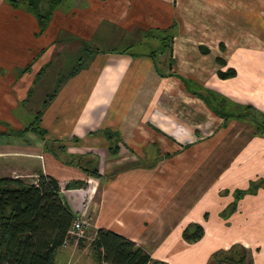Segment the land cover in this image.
<instances>
[{
    "label": "crops",
    "instance_id": "0c3cea01",
    "mask_svg": "<svg viewBox=\"0 0 264 264\" xmlns=\"http://www.w3.org/2000/svg\"><path fill=\"white\" fill-rule=\"evenodd\" d=\"M65 1L39 34L32 14L0 0L2 121L16 123L17 103L24 100L31 118L63 69L82 59L41 125L70 155L94 158L101 178L62 164L44 152L41 140L25 148L37 173L56 179L76 217L88 218V236L97 229L118 233L164 264H209L239 244L254 264H264V185L236 199L264 180V136L251 121L224 125L169 75L227 98L235 110L253 106L264 114V0ZM157 30L174 32L172 71L164 55L158 70L151 57L161 45L146 34ZM135 45L153 50L132 52ZM53 68L52 87L42 89ZM229 69L236 76L221 79L219 72ZM101 130L118 134L116 154L104 136L90 134ZM74 181L85 185L67 189ZM190 224L205 229L196 243L183 238Z\"/></svg>",
    "mask_w": 264,
    "mask_h": 264
},
{
    "label": "trees",
    "instance_id": "16d2710c",
    "mask_svg": "<svg viewBox=\"0 0 264 264\" xmlns=\"http://www.w3.org/2000/svg\"><path fill=\"white\" fill-rule=\"evenodd\" d=\"M6 1L11 7L24 9L32 14L38 23L39 34L46 30L54 10L63 3V0H47L44 7V0ZM173 33L172 30H157L146 34L147 39H156L161 45L159 50L151 52L157 70L158 57L168 53L167 62L172 71ZM82 46L87 53H91L92 50L87 43H82ZM81 61L82 59H79V62ZM48 66L41 68L37 74L38 78ZM80 66L78 63L69 74H60L54 88L46 96L40 110L30 118L29 123L21 129H13L6 124L7 129L0 130V139L24 138L26 134L32 133L42 141L44 152L51 154L62 164L75 167L88 177L98 179L101 175L94 158L70 155L67 152V144L48 139V132L41 125L44 111L54 100L64 81L74 76L80 70ZM29 69L26 67L20 73L23 74ZM169 75L177 76L187 90L205 101L213 113L224 120V125L231 120L251 121L256 127L257 134L264 136V114L253 106L235 110L236 107L227 98L197 86L174 72H170ZM219 76L221 79L235 77L236 70L219 72ZM26 103L27 100H24L21 105ZM90 134L104 136L110 143L108 152L111 155L118 152V134L108 130ZM71 142L79 144L77 138H72ZM84 185L82 182L74 181L67 184L66 188L74 189ZM263 185L264 180L251 183L249 190L237 193L236 199L248 193L256 194ZM77 218L63 199L59 183L53 177L44 175L41 171L36 173L35 180L31 183L20 177H0V264H54L57 251L63 247L67 233ZM204 234L205 229L201 224H190L184 230L183 238L189 243H196ZM89 245L97 264H164L153 260L151 255L135 242L109 230L97 229ZM214 260L217 264H254L252 252L239 244L233 245L228 251L214 254L209 264Z\"/></svg>",
    "mask_w": 264,
    "mask_h": 264
},
{
    "label": "rangeland",
    "instance_id": "374dc122",
    "mask_svg": "<svg viewBox=\"0 0 264 264\" xmlns=\"http://www.w3.org/2000/svg\"><path fill=\"white\" fill-rule=\"evenodd\" d=\"M46 1L47 0L43 1L44 7ZM68 3H66V1L64 0L63 4L59 7V9L65 8L68 5ZM130 50L132 52H141L148 50L152 51L153 47L149 45L147 46L135 45L131 47ZM168 56L169 54L167 53L165 55L166 59ZM78 63L81 62L76 61L73 64H70V66L64 68L62 72H65L67 74L73 68L77 67ZM68 64L69 63H67V65ZM159 64H162V62H159ZM54 72H56L55 68L51 69L49 71V74H47V76L40 81L39 87L40 85H42V87H44L42 89L45 88L50 89V87H52L51 73ZM14 73H16L17 75L19 71L16 70ZM50 83L51 86L49 85ZM0 106L3 107V105ZM15 111L16 112L14 115L16 116L17 122L16 123L13 122V124L10 125L2 121L3 119H0V130L5 131L7 129L6 124L13 129H15L14 125L16 126V129H21L27 123H29L30 117L28 118L27 116L26 104L21 105V103L18 102ZM0 113H1L0 116L3 118V114H4L3 110H0ZM38 140H39L38 137L32 133L26 134L24 138L0 139V177H20L27 182L30 183L33 182L35 180L38 167L36 166L33 160H31L29 157L25 155L26 154L25 148L27 146L36 144ZM244 140H245V136L242 138V143ZM89 242L90 241L88 239H83L81 240V242L79 241V243L76 245L73 246L69 245L66 247H62L57 251L55 264H97L92 256L90 247L87 246ZM210 264H217L216 260L212 261Z\"/></svg>",
    "mask_w": 264,
    "mask_h": 264
},
{
    "label": "built area",
    "instance_id": "2783aa9c",
    "mask_svg": "<svg viewBox=\"0 0 264 264\" xmlns=\"http://www.w3.org/2000/svg\"><path fill=\"white\" fill-rule=\"evenodd\" d=\"M89 226V220L85 216L78 217L73 221L70 230L67 233L63 247L71 244L76 245L80 240L88 239L89 241L94 237L93 235L88 236L86 230Z\"/></svg>",
    "mask_w": 264,
    "mask_h": 264
}]
</instances>
